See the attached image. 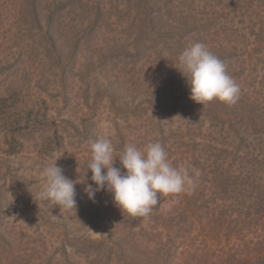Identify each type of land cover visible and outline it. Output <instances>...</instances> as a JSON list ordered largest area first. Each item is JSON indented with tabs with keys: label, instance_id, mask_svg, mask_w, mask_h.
Masks as SVG:
<instances>
[{
	"label": "rangeland",
	"instance_id": "obj_1",
	"mask_svg": "<svg viewBox=\"0 0 264 264\" xmlns=\"http://www.w3.org/2000/svg\"><path fill=\"white\" fill-rule=\"evenodd\" d=\"M38 1L37 16L31 0H0L2 264H66L69 227L77 236V223L100 221L97 206L114 202L112 193L98 191L93 201L84 191L87 184L95 187L88 164L90 145L97 138L108 137L118 156L128 144L142 149L158 140L169 146L186 133L183 119L147 117H156L164 106L165 112L174 109L173 98L186 96L178 85L183 75L178 57L196 42L191 38L195 34L181 32L169 19L155 25L134 23L144 17L143 0H72L77 14L96 6L92 14L76 16L72 26L63 24L66 16L75 19L71 9L50 16L65 0ZM94 16V23L83 27L88 23H82L83 17ZM150 93L158 101L151 113L146 103ZM204 119L203 138H209L210 120L206 115ZM181 142L173 149L178 163ZM56 159L66 177L82 181L75 183L76 209L40 199L46 183L42 170ZM114 166L120 167L118 158ZM104 216L107 222L109 216ZM87 227L93 238L100 236L97 225Z\"/></svg>",
	"mask_w": 264,
	"mask_h": 264
},
{
	"label": "trees",
	"instance_id": "obj_2",
	"mask_svg": "<svg viewBox=\"0 0 264 264\" xmlns=\"http://www.w3.org/2000/svg\"><path fill=\"white\" fill-rule=\"evenodd\" d=\"M143 1L144 17L134 23L155 25L169 19L181 32L191 31L194 41L204 43L225 63L244 92L240 90L234 104L213 99L202 105L191 93L187 98L190 88L182 75L178 85L186 96L173 98L174 109L165 112L164 106L156 117L147 118L184 120L186 133L169 146L159 142L173 167L200 171L194 190L162 194L145 217H132L113 201L100 204V221L77 223L81 232L77 236L71 226L67 230L66 264H264V0ZM71 2L59 1L50 16L71 9L75 19L65 20L66 16L63 24L72 26L76 16L92 14L96 7L81 8L77 14ZM39 5L31 0L35 15ZM94 18L83 17L82 23L88 20L83 27ZM150 94L146 103L151 113L158 101ZM159 100L163 102L162 96ZM204 114L212 127L208 126L209 138L202 134ZM177 141H182L181 163L172 158ZM94 224L100 232L97 238L85 230Z\"/></svg>",
	"mask_w": 264,
	"mask_h": 264
},
{
	"label": "clouds",
	"instance_id": "obj_3",
	"mask_svg": "<svg viewBox=\"0 0 264 264\" xmlns=\"http://www.w3.org/2000/svg\"><path fill=\"white\" fill-rule=\"evenodd\" d=\"M187 78L191 98L197 103L219 99L234 104L239 98L240 87L227 73L225 63L215 56L202 42L190 43L178 57ZM92 184L85 186V193L95 201L98 191L112 193L113 200L122 212L132 217H145L159 203L161 195L179 194L194 190L195 178L200 171L195 168H176L168 160L165 147L159 142H149L142 149L128 144L118 156L111 140L106 136L97 138L90 145ZM116 158L120 167L114 166ZM57 159L43 168L46 179L40 199L65 210L76 209L75 183L64 175ZM106 170V171H105Z\"/></svg>",
	"mask_w": 264,
	"mask_h": 264
}]
</instances>
